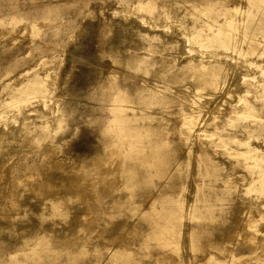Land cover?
Segmentation results:
<instances>
[{
    "label": "rangeland",
    "instance_id": "374dc122",
    "mask_svg": "<svg viewBox=\"0 0 264 264\" xmlns=\"http://www.w3.org/2000/svg\"><path fill=\"white\" fill-rule=\"evenodd\" d=\"M49 158L70 220L26 191ZM2 221L0 264H264V0H0Z\"/></svg>",
    "mask_w": 264,
    "mask_h": 264
},
{
    "label": "bare ground",
    "instance_id": "6f19581e",
    "mask_svg": "<svg viewBox=\"0 0 264 264\" xmlns=\"http://www.w3.org/2000/svg\"><path fill=\"white\" fill-rule=\"evenodd\" d=\"M196 65H194L193 64V67L192 68H194ZM184 72H185V74H187L189 77H190V75L188 74V70H183ZM183 73V72H182ZM186 76V75H185ZM182 77V76H181ZM181 77H179V75L178 74H176V76L174 77V79H172V80H174V81H176V82H178L179 80H180V82H183L184 81V79H181ZM183 78V77H182ZM169 80H171V79H169ZM168 80V81H169ZM188 80V79H187ZM189 81H191V79L189 80ZM170 82V81H169ZM186 82V81H185ZM188 82V81H187ZM211 83H213V80H209V81H205V82H200V84H199V88L196 90V92L197 91H199V89H201V88H206L207 86H209V87H214L213 85L211 86ZM201 85H202V87H201ZM195 91V90H194ZM228 95H230L231 93H230V91L229 90H227V92H226ZM130 94V93H129ZM107 95V94H106ZM106 95H105V97H106ZM127 95V94H126ZM192 97H193V95H192ZM202 97H204V96H202ZM201 98V97H200ZM199 98V100H200V102L203 100H201ZM127 99V98H126ZM182 99V98H181ZM185 99H186V97H185ZM192 99H194V97L192 98ZM191 99V100H192ZM187 101H188V99H186ZM197 100H198V97H197ZM114 101H115V99H114ZM123 101V100H122ZM193 101V100H192ZM208 101H210V99L209 98H207L206 97V103H208ZM199 102V103H200ZM192 103V102H191ZM190 104V103H189ZM117 105V104H116ZM199 105V104H198ZM119 107V106H118ZM200 107H206L205 105H203L202 103H201V105H200ZM117 108V107H116ZM198 116V115H197ZM197 118H195V120H196ZM172 130V129H171ZM169 132H171L170 130H169ZM173 132V131H172ZM166 133V132H165ZM163 134V133H162ZM197 138V137H196ZM200 145V144H199ZM205 148V147H204ZM203 148V146H202V149H200L199 150V152L201 153V152H205V149ZM207 151V150H206ZM152 157H154L155 158V160H158L159 161V164H160V166H165V169H168V167L170 168L171 167V163H166V160H164V158H162V155H161V151H160V147L159 148H157L155 151H154V153L152 154ZM31 159V158H30ZM28 160V159H27ZM32 160V159H31ZM58 160V159H57ZM56 159L54 160V158H49V160H47L48 162V166L45 164V163H43V164H45V165H42V167H40V166H37V165H31V162H30V166L28 165V166H26V167H24L23 169V174L26 176V175H30V173H37L39 176H41V178H43V180H42V182H41V188H39L40 189V191L39 192H37V191H33V190H31L28 186H30L29 184H28V186H27V188H29V189H26V191H28L29 190V194H31L32 196L34 195L35 197H38L40 200H41V203L44 205V207L46 208V209H48L47 211H48V215H50L51 217L50 218H52V217H59V218H61L62 220L63 219H66V218H69V220H70V218L71 217H68L69 216V214L71 213V211L69 210V208H71L72 206L69 204V208L65 205V204H61V201L63 200V198L64 197H68V195H69V193H68V195L67 194H65L64 192V190L63 189H61V190H59L58 188L59 187H62V186H65V185H68L69 184V182L68 181H66V179L65 180H63L64 179V177L62 176L61 177V175H62V172L64 173V169L66 168V166H65V163L63 162V163H59L58 161H57ZM39 161V160H38ZM33 162V161H32ZM42 162V161H41ZM173 163V162H172ZM26 164V163H25ZM28 164H29V162H28ZM39 164V163H38ZM177 164V163H176ZM173 165V164H172ZM45 167V168H44ZM19 170H21V169H19ZM117 170V169H116ZM119 170H120V167H119ZM171 171V170H170ZM21 172V171H20ZM120 172V171H119ZM119 172H118V174H119ZM67 174V173H66ZM19 175V174H18ZM39 176H37V177H39ZM27 177H29L30 178V176H27ZM35 177V175L33 176V178ZM18 178V177H17ZM32 178V179H33ZM79 179V178H78ZM76 181V180H75ZM77 181H79V180H77ZM19 182H21V181H18V183ZM23 182V181H22ZM28 182V181H27ZM71 182V181H70ZM80 182V181H79ZM24 184V183H23ZM33 184V183H32ZM25 186H26V184H25ZM37 186V185H36ZM38 186H40L39 184H38ZM22 187L24 188V186L22 185ZM68 187H70L69 189H71V184H69L68 185ZM74 187V186H73ZM72 187V188H73ZM34 188H36V187H34ZM171 188H175V185L174 184H171L170 186H168V188H167V192H168V194L170 195L171 194ZM66 189H67V187H66ZM86 190V189H85ZM170 190V191H169ZM68 192H69V190H68ZM19 193V192H18ZM67 193V192H66ZM72 193V192H71ZM172 195V194H171ZM19 196V195H18ZM69 198V197H68ZM67 199V198H66ZM18 200V199H17ZM46 200L47 201H49V202H47L46 203ZM69 200H71V199H69ZM69 200H67V201H69ZM72 201V200H71ZM64 202V201H63ZM62 202V203H63ZM45 203L47 204V205H45ZM65 203H66V201H65ZM68 203V202H67ZM23 204V203H22ZM19 206H21L22 207V205L21 204H18V203H16L15 202V204H13V202H12V206H11V208L10 209H12L13 211H16L18 208H19ZM71 206V207H70ZM164 206H170V205H168V202L167 201H165L164 202ZM23 207H25V206H23ZM22 209V208H21ZM26 209H28V208H26ZM20 210V209H19ZM29 210V209H28ZM33 210V209H32ZM69 211H70V213H69ZM177 212H178V210H175V209H172V210H169V211H167L166 209H165V211H164V213H163V218H164V220L165 221H168V222H171L172 223V220L174 221L177 217H178V214H177ZM34 220V219H33ZM6 221V220H5ZM35 221V220H34ZM32 222V221H31ZM30 222V223H31ZM71 221H69V223H70ZM7 223V224H6ZM4 222L3 223V221L2 222H0V232L2 231V230H8V231H11L10 229V225H11V223L10 224H8L9 222ZM24 223V222H23ZM26 223V222H25ZM27 223H28V221H27ZM63 223H65L64 221H63ZM69 223H67V224H69ZM72 223V222H71ZM20 224H21V222H20ZM19 224V225H20ZM36 224V223H35ZM35 224H34V226H35ZM58 224V223H57ZM66 224V225H67ZM29 225V224H28ZM33 225V224H32ZM49 225V224H48ZM72 225V224H71ZM20 228H23L24 227V225H20L19 226ZM65 227H67V226H65ZM70 227V226H69ZM25 228H28V226L26 227L25 226ZM29 228L30 229H32V230H29V232H30V238L32 237L33 238V234H35L34 236H36L37 235V233H36V230L35 229H33V227L31 228V226H29ZM45 228H47L46 230H49L48 229V227H45ZM44 228V229H45ZM64 229V228H63ZM67 229V228H66ZM5 230V231H6ZM45 230V231H46ZM68 230V229H67ZM44 231V230H43ZM63 231V230H62ZM205 231V228L204 229H198L197 230V235L198 234H203L202 232H204ZM41 232V231H40ZM50 232H51V230H50ZM49 232V233H50ZM59 232H61V230L59 231ZM63 232H65V230L63 231ZM67 232V231H66ZM65 232V233H66ZM48 233V232H47ZM48 233V234H49ZM52 233H54V231L52 230ZM58 233V232H57ZM68 233V232H67ZM67 233H66V235L65 234H63V236H58V235H62V234H58V235H56V233L54 234V235H56L55 237H54V239H52V240H45V241H40V243H39V246H41L40 248H42V249H45V250H49V251H53V252H64V251H66L67 249H68V251H70L73 247V244H77L78 242L80 243L81 242V238L80 237H83V236H78V234H75V233H72V232H70L69 233V235H67ZM72 233V234H71ZM41 235H42V233H40ZM32 235V236H31ZM39 235V234H38ZM44 236V235H43ZM46 236H49L50 237V234L49 235H46ZM52 236V235H51ZM85 237V236H84ZM84 237L82 238V239H84ZM89 237V236H88ZM25 238V237H24ZM23 238V239H24ZM39 239H40V237H38ZM42 239H43V237H41ZM46 238V237H45ZM27 239H29L28 237H27ZM34 239V238H33ZM87 239V238H86ZM85 239V240H86ZM89 239H91V241L93 240V238H91V237H89ZM96 239V238H95ZM35 240V239H34ZM44 240V239H43ZM84 240V241H85ZM97 240V239H96ZM96 240H94L95 242H97ZM87 241L88 242H90V240H88L87 239ZM93 241V242H94ZM23 241H22V239H21V243H22ZM37 242H39V241H37ZM99 242V241H98ZM96 243L97 245L99 244V243ZM24 243V242H23ZM92 243V242H91ZM18 244V243H17ZM16 244V245H17ZM83 244V243H82ZM87 244V243H86ZM90 244V243H89ZM94 244V243H93ZM25 245V244H24ZM95 245V244H94ZM94 245L92 246V247H94ZM100 245V244H99ZM102 245V244H101ZM19 246H20V244H19ZM91 245H89V247H90ZM74 247H75V245H74ZM91 247V249H95V248H97V246L95 247V248H92ZM85 248V247H84ZM88 248V247H87ZM103 248H104V245H103ZM98 249V248H97ZM101 249H102V247H101ZM88 250V249H87ZM93 250H91V251H93ZM96 250V249H95ZM98 250H100V249H98ZM103 250V249H102ZM89 252V251H88ZM100 252V251H99ZM92 253V252H91ZM90 253V254H91ZM88 254V253H87ZM96 261H97V259H96ZM30 262H31V260H30ZM114 262V261H113ZM97 263V262H96Z\"/></svg>",
    "mask_w": 264,
    "mask_h": 264
}]
</instances>
